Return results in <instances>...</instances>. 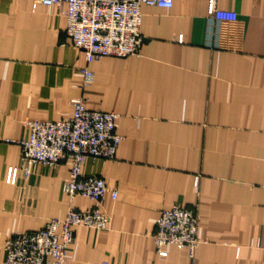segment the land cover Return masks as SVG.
Wrapping results in <instances>:
<instances>
[{
	"label": "crops",
	"instance_id": "1",
	"mask_svg": "<svg viewBox=\"0 0 264 264\" xmlns=\"http://www.w3.org/2000/svg\"><path fill=\"white\" fill-rule=\"evenodd\" d=\"M216 2L237 22L210 17L208 0L143 6L139 54L88 63L64 9L0 0V264L14 234L94 207L63 192L69 162L27 172L18 144L26 122L67 120L80 98L117 114L123 141L114 160L83 168L118 198L102 208L109 230L75 228L67 264H264V0ZM83 69L94 74L88 87ZM177 205L196 213L201 243L161 258L156 222Z\"/></svg>",
	"mask_w": 264,
	"mask_h": 264
},
{
	"label": "built area",
	"instance_id": "2",
	"mask_svg": "<svg viewBox=\"0 0 264 264\" xmlns=\"http://www.w3.org/2000/svg\"><path fill=\"white\" fill-rule=\"evenodd\" d=\"M36 5L64 9L67 18L66 34L73 46L85 53L88 63L106 57L136 56L143 44L140 32L143 6L171 9L174 0H31ZM207 13L221 24H234L235 13L218 8L216 0H208ZM84 87L94 82L89 69L81 70ZM73 116L62 121H28V137L18 142L21 147V166L56 167L69 162L70 171L63 192L71 202L83 197L94 202L90 211L71 206L66 218L53 219L37 232L17 233L5 243L6 264H67L68 254L75 243V228L107 231L110 217L103 212L105 201L117 200V190L105 179L83 173L89 160H114L123 137L115 131L119 116L114 113L91 111L86 100L72 101ZM12 143V141H8ZM19 168L11 167L7 182L15 184ZM161 258L165 248L175 246L188 250L191 256L200 245L198 218L193 210L175 206L162 212L153 236Z\"/></svg>",
	"mask_w": 264,
	"mask_h": 264
}]
</instances>
